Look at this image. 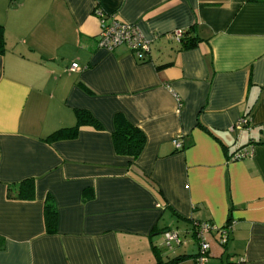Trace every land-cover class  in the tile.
Wrapping results in <instances>:
<instances>
[{
	"label": "crops",
	"instance_id": "obj_1",
	"mask_svg": "<svg viewBox=\"0 0 264 264\" xmlns=\"http://www.w3.org/2000/svg\"><path fill=\"white\" fill-rule=\"evenodd\" d=\"M95 9L139 28L145 61L98 45ZM0 25V264H194L204 222L229 226L205 234L207 264H264V0H0ZM77 110L101 128L45 140ZM116 115L145 136L135 159L114 151ZM28 179L33 198L8 195Z\"/></svg>",
	"mask_w": 264,
	"mask_h": 264
},
{
	"label": "built area",
	"instance_id": "obj_2",
	"mask_svg": "<svg viewBox=\"0 0 264 264\" xmlns=\"http://www.w3.org/2000/svg\"><path fill=\"white\" fill-rule=\"evenodd\" d=\"M95 16L99 18L100 21V31L98 45L107 50L111 51L118 45L125 44L132 51L135 58L139 62L146 60V55L149 53L150 40L146 38L139 28L127 22H123L114 16H106L99 9H95ZM184 34V30L177 29L170 33V39L175 41H180ZM78 69L77 63H72L69 70ZM249 121L248 116L241 118L234 128H242L247 126ZM173 145L175 149L181 150L183 148V142L180 136L173 139ZM251 155V151L245 148L238 150L231 156V160H239L245 156ZM209 231H217L219 237V243L225 244L228 238L229 226H224L222 228H216L213 224L209 222L198 223L195 225V238L198 241V252L195 256L194 264H207L208 263V250L209 244L205 239V234ZM164 245L171 248L172 243L178 244L180 242V237L177 231L167 230L163 234Z\"/></svg>",
	"mask_w": 264,
	"mask_h": 264
},
{
	"label": "trees",
	"instance_id": "obj_3",
	"mask_svg": "<svg viewBox=\"0 0 264 264\" xmlns=\"http://www.w3.org/2000/svg\"><path fill=\"white\" fill-rule=\"evenodd\" d=\"M184 35V34H183ZM197 37L182 36V47H192L197 42ZM4 50V32L3 26L0 25V52ZM76 124L73 127L61 128L54 131L47 136L45 140L55 141L59 139L73 138L77 134V129L81 125H90L97 129L101 128L100 123L93 117V115L86 110H77ZM246 127V126H243ZM113 148L116 154L125 155L133 159L137 158L141 153L144 144L145 136L140 129L129 123L123 116L116 115L114 118V130L112 132ZM233 155V154H232ZM9 196L19 199H31L34 196V183L31 179L20 182L14 192L9 188ZM44 217L47 232L54 233L57 224V209L50 198L47 196L44 203ZM176 259H172L164 264H172Z\"/></svg>",
	"mask_w": 264,
	"mask_h": 264
}]
</instances>
